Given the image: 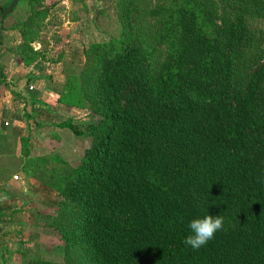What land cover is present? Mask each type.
I'll use <instances>...</instances> for the list:
<instances>
[{"label": "trees", "instance_id": "1", "mask_svg": "<svg viewBox=\"0 0 264 264\" xmlns=\"http://www.w3.org/2000/svg\"><path fill=\"white\" fill-rule=\"evenodd\" d=\"M98 1V13L111 8L115 32L83 44L77 69H59L57 96L97 120L51 123L90 139L77 162L53 150L33 156L34 100L20 111L21 170L55 192L39 217L62 241L61 260L11 256L21 264H264V0ZM29 4L10 47L24 65L47 61L30 44L54 3ZM208 214L224 217L223 230L199 250L185 246L190 221Z\"/></svg>", "mask_w": 264, "mask_h": 264}, {"label": "crops", "instance_id": "2", "mask_svg": "<svg viewBox=\"0 0 264 264\" xmlns=\"http://www.w3.org/2000/svg\"><path fill=\"white\" fill-rule=\"evenodd\" d=\"M9 1L0 0V8L6 7ZM48 1L54 3L53 6L56 3L57 5L69 3V0ZM11 11L8 15L3 14L5 17H2V12L0 13V264H18L15 256H11L12 252L21 250L18 248V242L15 240L17 243L14 248L9 247L10 241L13 240L10 237L12 233H3L5 228L12 224L14 215L19 214L15 217H19L21 221H16L23 222L24 210L40 206V198L45 199L46 195H50L49 188L25 175L21 170L25 161L21 139L26 135V131L20 111L23 107L29 110L34 100L33 116L28 120L29 147L37 144L38 140L48 142L51 137H59L63 141L64 138L73 136L69 135L70 132L66 128L51 126L60 115L67 116V109H70L57 102L63 80L62 73L54 67L57 62L52 61L53 64H50L51 61L37 59L24 65L13 55L10 47L20 41L13 25L24 20L29 12L17 19L12 16ZM30 45L34 50L41 48L37 39ZM52 100L55 101L54 105ZM32 121L42 123L44 126L41 128L33 126ZM44 130L49 131V135L43 136L41 132ZM32 155L36 156L38 153Z\"/></svg>", "mask_w": 264, "mask_h": 264}, {"label": "rangeland", "instance_id": "3", "mask_svg": "<svg viewBox=\"0 0 264 264\" xmlns=\"http://www.w3.org/2000/svg\"><path fill=\"white\" fill-rule=\"evenodd\" d=\"M74 2L75 3L72 2L60 5L56 3V5L48 11L49 14L46 19L43 20L40 26V32L38 33L37 40L41 47L39 50L43 52L45 58L49 62L58 59L57 63L54 64L57 70L77 69L81 62L82 45L86 44L89 40L103 38L105 33L113 34L116 29L110 7H104V13L101 14L97 12V7L101 6L98 0H79ZM29 10V0H19L11 13L13 17L20 19L25 16ZM60 51H62L61 56L58 57ZM51 63L53 64L52 61L50 64ZM51 102H53V105L55 104L54 100ZM68 115L75 120L83 122L86 118L92 121L97 120L93 115L83 117L82 114L73 109H67V116ZM64 118H66V116L60 115L57 120H62ZM41 134L47 136L49 135V131L44 130ZM69 135H72V133L70 132ZM70 137L71 138H64L63 141H61L59 137H51L48 142H40V140H38L37 144L33 145L34 149L33 146L29 147V149L32 154L37 152L41 155L53 150L69 163H76L77 159L82 154V150L88 146L90 139L88 137ZM42 198H40V203L42 205L40 204L38 207L34 206L33 209L24 210L23 217L25 222H18L21 221V219L15 217L19 214H15L11 221L13 227L8 225V228L6 227L3 233H12L10 237L13 238V240L10 241L11 244H9V247L14 248L15 244L18 242V248L27 255L33 254L46 259L59 261L62 255L60 250L62 241L54 230L45 228L41 225L39 217V213H48L54 206L55 192L50 190V195H46L45 199ZM13 233L16 237L13 236ZM16 259L18 260V257H15V260ZM18 264L21 263L18 262Z\"/></svg>", "mask_w": 264, "mask_h": 264}, {"label": "clouds", "instance_id": "4", "mask_svg": "<svg viewBox=\"0 0 264 264\" xmlns=\"http://www.w3.org/2000/svg\"><path fill=\"white\" fill-rule=\"evenodd\" d=\"M224 217L220 215H205L203 218H196L190 221L188 228L190 234L185 237L182 243L199 250L211 241L218 231L223 230Z\"/></svg>", "mask_w": 264, "mask_h": 264}, {"label": "water", "instance_id": "5", "mask_svg": "<svg viewBox=\"0 0 264 264\" xmlns=\"http://www.w3.org/2000/svg\"><path fill=\"white\" fill-rule=\"evenodd\" d=\"M19 0H10L9 3L6 5L4 10L2 11L1 15L9 13L16 5Z\"/></svg>", "mask_w": 264, "mask_h": 264}]
</instances>
